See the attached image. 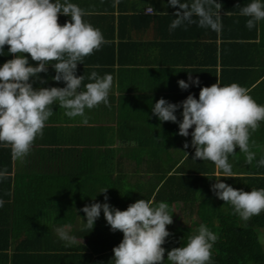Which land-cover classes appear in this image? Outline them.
I'll return each instance as SVG.
<instances>
[{
  "label": "clouds",
  "instance_id": "obj_1",
  "mask_svg": "<svg viewBox=\"0 0 264 264\" xmlns=\"http://www.w3.org/2000/svg\"><path fill=\"white\" fill-rule=\"evenodd\" d=\"M168 5L178 9L173 14L175 19L170 31L186 21L196 23L194 16L200 27L221 30L223 5L217 0H168ZM61 14L70 17L63 25L59 23ZM85 14L70 0H0V52L7 45L8 52L14 56L0 67V146L10 148L13 159L23 160L36 139L43 136L46 123L53 115L54 103L58 102L69 118L83 117L85 124L88 122L86 109L109 104L113 87L111 74L100 76L92 71L87 84L83 83L85 75H77L78 64L105 42L101 30L87 22ZM240 14L248 17L246 27L253 29L257 22L264 21V0H251L240 9ZM26 54L37 66L29 63ZM49 65L56 73L53 79L66 86L34 88L33 78L46 83L39 74L47 73ZM178 84L187 90L191 84L199 86L200 81L189 74L188 82L181 79ZM180 107L182 121L176 115ZM152 112L161 122L179 123L178 134L191 135V147L195 149L193 160L212 162L223 173L222 177L232 176L228 161L237 148L246 154L249 164L255 159L249 142L251 134L264 122V105L257 103L238 83L221 86L218 80L210 87H202L199 99L190 94L181 104L161 98ZM188 147L185 142L184 148ZM257 166L264 167V157ZM6 178V170L0 171V179ZM216 180L212 191L230 204L241 219L247 221L264 212V188L245 191L222 182L221 178ZM107 192L108 189H102L99 193L105 194V201L109 199ZM82 211L86 214L84 227L93 229L103 211L112 232L123 233L122 241L113 248L110 264H165L166 252L168 264H211V249L218 237L204 224L187 237L183 246L170 251L163 247L171 235L168 226L173 224V214L166 202L139 199L126 210L107 202H94ZM59 234L66 241H75V237H69L63 230Z\"/></svg>",
  "mask_w": 264,
  "mask_h": 264
},
{
  "label": "crops",
  "instance_id": "obj_2",
  "mask_svg": "<svg viewBox=\"0 0 264 264\" xmlns=\"http://www.w3.org/2000/svg\"><path fill=\"white\" fill-rule=\"evenodd\" d=\"M221 1L217 0L219 3H222ZM70 2L78 5L86 13L84 19L100 29L105 40L99 50L86 57L83 63L78 64L77 75H85L83 83L87 84L90 82L87 77L92 71H96L100 76L106 73L111 74L113 87L109 94L108 105L113 104L112 99L117 101L114 105H117L120 110V121L127 127L129 126V130L127 128L123 131V135L137 136L139 140L141 137L144 141L163 142L168 138L169 142L175 141L159 153L160 156L172 161L186 158L193 150L190 145L191 135L180 136L175 138L176 140L171 135L167 136L172 132L169 124L173 122H161L152 112L154 104L161 98L170 103L181 104L190 94L199 99L202 87H210L218 80L221 84L222 76H224L221 73V61L224 56L252 65L260 62L261 59V53L253 46L248 44L238 46V43L240 45L247 41L250 43V39L254 37L253 34L256 32L260 34L262 31L258 29L254 31L255 27L251 30L246 27L248 18L240 14L241 5L237 3V0H224L227 9L220 11L223 28L221 27L218 32L208 27H200L198 18L195 16L193 20H196V23L186 21L170 31V24L175 19L173 14L178 9L170 7L168 0H70ZM212 10L216 11L214 7ZM69 20V16L63 14L59 16L61 25ZM227 28L231 29L232 33H229ZM222 33L230 39L234 38V40H228L227 44L231 47V51H226L225 54L223 53L225 41ZM255 40L259 39H253ZM26 55L29 63L37 66L36 62L31 60L30 55ZM13 58L14 56L10 55L6 45L0 52V67ZM108 63L111 65L110 68L106 66ZM94 65L99 67L94 68ZM111 69L116 70L115 73ZM243 69L234 71L232 74L224 73V77L227 80L233 77L242 87L252 79L258 78L246 89L257 103L264 105V76L256 73V66L252 70ZM189 74L194 80L198 78L200 84L199 86L191 84L189 89L182 90L178 81L183 79L188 82ZM55 75L54 68L49 65L47 73L39 74L46 83L41 84L39 80L33 78L34 88L65 87L64 82H56L53 79ZM119 76L122 77L120 78L121 84L117 79ZM261 83L263 84L260 86ZM121 94H125L126 98L124 96L119 100ZM121 105H124L123 109ZM51 107L53 113L58 116L60 109L58 102ZM182 111L180 107L176 112L178 121L183 119ZM108 119L109 117L106 120L104 118L108 131L107 141L114 142V128L116 129L119 124L115 125L112 118L108 122ZM87 124L90 127L100 125L97 118L90 120ZM174 124L179 127V123ZM46 125L50 127L55 123L47 121ZM139 133L142 135L138 136ZM175 133L176 130H174ZM185 142L189 144L187 149L184 148ZM123 147L126 148L125 145ZM5 149L0 146V171L6 170L7 172V178L0 179V200L3 201V205L0 206V264H83V258H86L83 256L90 253L87 247L88 239L79 232L83 218H80L81 222L74 225L67 224L68 219L65 214L58 215L55 217L62 224L54 226L51 224L53 221L49 212L32 211L34 204L30 205L33 208L29 206L23 209L22 206V211H19L17 199L24 187V173H28L29 176L38 152L32 151L23 160H18L13 159L11 150ZM253 151L257 152L256 155L259 154L257 150ZM9 161L11 164H8ZM29 161L30 164H28ZM201 161L194 160L190 163ZM184 168H189V166L186 165ZM44 170L46 176H49V168ZM232 173H237V171H232ZM216 174L220 175L222 172L216 169ZM62 183L64 185V179ZM45 187L47 192L49 181ZM85 187L88 190L92 188V186ZM36 189L33 185L29 188L30 191ZM40 191L37 189L38 201L46 205L43 201L46 198L40 194ZM93 197H89V201ZM181 207L180 202L172 203L171 213H174L173 210L176 208L181 210ZM27 209L31 212H26ZM192 220L194 222L196 216H193ZM34 221L36 222L34 227H38L37 229L32 228ZM60 230H63L69 237H75V241L69 242L62 239L59 234ZM26 254H34L36 258L27 257ZM79 254L82 258L74 257ZM48 255H51L53 261L47 258Z\"/></svg>",
  "mask_w": 264,
  "mask_h": 264
},
{
  "label": "trees",
  "instance_id": "obj_3",
  "mask_svg": "<svg viewBox=\"0 0 264 264\" xmlns=\"http://www.w3.org/2000/svg\"><path fill=\"white\" fill-rule=\"evenodd\" d=\"M237 1L241 8L251 2V0ZM221 2L222 9H227L224 0ZM256 24L254 31L258 29L262 32L253 34L254 37L250 39V43L247 41L237 45L242 47L248 44L256 48L261 53L260 62L252 65L224 56L221 61L222 75L244 70L243 68L252 70L256 66V73L264 76V21ZM227 31L230 33L232 30L227 28ZM222 34L225 41L223 46L225 54L226 51H231V47L227 44L228 40L231 41L234 38L230 39L225 33ZM257 38L258 41H253ZM106 66L110 68L111 65L108 63ZM111 70L114 71L113 73L116 71ZM224 76H222L221 86L236 83L233 77L227 80ZM120 78L122 77L119 76L117 79L121 84ZM255 79L258 78L252 79L243 87L248 88ZM124 96L125 94H121L119 100ZM112 103L111 105L101 103L94 109L85 110L88 122L97 118L100 124L98 127L94 125L90 127L83 123V117L69 118L65 115V110L60 107L58 116L53 113L48 122H53L55 125L44 128L43 136L36 139L30 151H37L38 157L32 164L33 168L29 176L28 173H24V187L17 199L19 211H22V206L26 209L34 204V208L30 206L33 208L32 211L49 212L53 221L51 224L54 226L62 224L55 217L62 214L67 216V224L75 225L81 222L80 218H83L86 223V214L82 209L94 202L101 204L107 202L114 208L126 210L137 200L147 199L155 203H168L170 211L172 203L180 202L182 213H178L179 215L172 213L173 224L168 226L171 235L163 245L166 250L170 251L174 247L183 246L187 237L204 224L218 237L211 249V264H264V249L257 230L264 227V212L245 221L238 214H234L230 204L219 199L212 191V186L217 182L216 179L220 178L222 182L245 191L264 188V167L257 166L258 161L264 157V149L262 153L255 154V159L250 164L246 160L235 162V165L245 170L232 173L231 177L225 178L222 177L223 173L216 174L215 165L210 161L190 163L194 161L191 160L195 155L194 148L186 158L183 157V162L182 158L172 161L160 156L159 153L175 141L169 142V138L163 142L144 141L141 137L139 140L137 136L123 135V131L127 128L129 130V126L120 121V110L117 105H114L117 101L112 99ZM121 107L123 109L124 105ZM107 117H109L108 122L112 118L115 125L119 124L116 129L114 128V142L107 141L108 131L104 122V118L106 120ZM262 123L264 125V122ZM169 125L172 132L167 136L171 135L173 139L179 138L181 136L178 134L179 127L174 123ZM174 130H176L175 134ZM140 135L142 134L139 133L138 136ZM260 143L264 146V140H260ZM124 145L126 148L123 147ZM251 149L257 150L254 146ZM8 164H11L10 161ZM186 165L189 168H184ZM48 168L50 174L46 176L44 169ZM62 179H64V185ZM48 181L49 190L46 192L44 188ZM32 185L41 190L40 194L45 196L46 199L43 201L46 205L38 201L37 189L29 190ZM85 186H92V188L88 190ZM102 189H108L107 201L104 198L105 194H99ZM89 197H93L91 201ZM27 210L26 212H31ZM193 216H196L194 222ZM84 221L79 232L88 239L87 247L90 253L83 256L86 257L83 258V264H110L114 257L113 248L122 241L123 233L112 232L103 211L93 229L84 227ZM34 226H36L35 221L32 228H38ZM81 247L85 248V246ZM26 255L36 258L34 254ZM77 256L82 258L80 254L74 257ZM47 258L53 261L51 255ZM165 264H168L167 252Z\"/></svg>",
  "mask_w": 264,
  "mask_h": 264
},
{
  "label": "rangeland",
  "instance_id": "obj_4",
  "mask_svg": "<svg viewBox=\"0 0 264 264\" xmlns=\"http://www.w3.org/2000/svg\"><path fill=\"white\" fill-rule=\"evenodd\" d=\"M264 125L263 123L260 124L259 128L251 134V138H250V142H249V147L250 150L254 153L255 151H253L251 149L252 146H254L257 151L259 153H262L264 146L260 143V140L263 141L264 140ZM257 152H255L256 154ZM242 161V160H246V154L241 152L239 150V148L236 149V153L232 156L229 157V164L231 165V169L235 170L237 172H242L245 169L241 166H238L237 164L235 165V162L237 161ZM174 213L178 214V213H182L181 210H179V208H176L175 210H173ZM181 215V214H180ZM258 233H259V240L260 243L264 249V227L263 228H257Z\"/></svg>",
  "mask_w": 264,
  "mask_h": 264
}]
</instances>
